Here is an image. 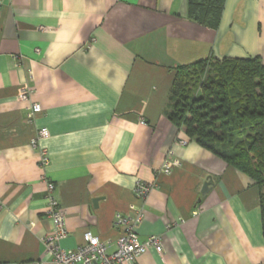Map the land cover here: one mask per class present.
<instances>
[{"label":"crops","instance_id":"crops-1","mask_svg":"<svg viewBox=\"0 0 264 264\" xmlns=\"http://www.w3.org/2000/svg\"><path fill=\"white\" fill-rule=\"evenodd\" d=\"M253 56L264 64V0H224L216 30L187 0H0V264H53L48 183L62 249L86 231L113 244L115 215L140 211L139 240L162 251L125 264H264L258 187L165 116L176 66Z\"/></svg>","mask_w":264,"mask_h":264},{"label":"trees","instance_id":"trees-1","mask_svg":"<svg viewBox=\"0 0 264 264\" xmlns=\"http://www.w3.org/2000/svg\"><path fill=\"white\" fill-rule=\"evenodd\" d=\"M224 0H187V17L216 30ZM167 120L260 192L264 237V64L210 57L174 68Z\"/></svg>","mask_w":264,"mask_h":264},{"label":"built area","instance_id":"built-area-1","mask_svg":"<svg viewBox=\"0 0 264 264\" xmlns=\"http://www.w3.org/2000/svg\"><path fill=\"white\" fill-rule=\"evenodd\" d=\"M28 97L27 92H23L21 99ZM41 106L38 103H32L30 106V115L33 119L35 115L40 113ZM144 124V122H141ZM38 138H46L48 131L46 128L38 130ZM48 157L45 151L41 152L40 164L47 165ZM163 171H170L169 164H165ZM152 186L139 183L136 187V192L141 197H146ZM54 185L47 184V209L46 215L52 223V231L40 238L41 245L51 258L53 264H125L133 262L141 256L148 248H152L158 253L162 251L161 239L159 236L151 235L145 240L140 241L136 228L141 222L142 215L140 211H136L135 216L127 214H116L112 223L114 229L119 231V236L114 240V243L102 242L98 236L91 231H86L83 234V243L76 247L75 250H65L59 245V241L66 237L68 229L65 220L64 212L57 206V201L53 196ZM110 246L113 250L109 251ZM31 264H42L33 262Z\"/></svg>","mask_w":264,"mask_h":264},{"label":"water","instance_id":"water-1","mask_svg":"<svg viewBox=\"0 0 264 264\" xmlns=\"http://www.w3.org/2000/svg\"><path fill=\"white\" fill-rule=\"evenodd\" d=\"M212 184L213 181L211 180L210 177H208L200 190L201 197H204L206 195V193L209 191V186H211ZM97 202H98L97 199L93 200V204L95 207H97Z\"/></svg>","mask_w":264,"mask_h":264}]
</instances>
